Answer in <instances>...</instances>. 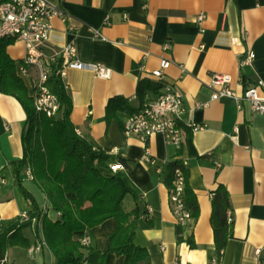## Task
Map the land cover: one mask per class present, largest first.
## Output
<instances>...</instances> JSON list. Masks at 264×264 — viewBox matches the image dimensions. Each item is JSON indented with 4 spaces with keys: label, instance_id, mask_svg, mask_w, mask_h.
<instances>
[{
    "label": "crops",
    "instance_id": "crops-1",
    "mask_svg": "<svg viewBox=\"0 0 264 264\" xmlns=\"http://www.w3.org/2000/svg\"><path fill=\"white\" fill-rule=\"evenodd\" d=\"M51 1L63 7L67 20H52L50 43L56 48L74 43L79 60L111 69L109 78L90 70L65 69L64 83L72 99L69 120L80 131L78 135L95 148L125 159L119 180L131 195L123 205L126 211L138 207L134 241L148 249L150 263H264V115L234 97L211 100L209 87L213 72L231 74L237 96L248 84L264 81V0ZM202 12L206 18L200 25L195 20ZM92 29L101 36L96 37ZM167 42L170 49L164 48ZM250 51L255 57L243 63ZM7 52L17 68L25 44L13 42ZM163 58L173 62L165 71V81L183 94L182 119L197 125L188 139L186 159L200 213L184 225L182 242L177 239L179 222L163 181L178 145L156 133L147 142L153 161H146L144 143L136 135L124 133L123 120L129 113L118 111L108 118L106 108L111 98L122 97L139 109L138 83L142 79L157 81L153 71ZM204 103L207 105L197 106ZM26 119L20 102L0 91V234L18 227L22 213L35 215L34 204L23 188L43 213L54 220L59 217L29 167L22 168L18 182L15 170L24 156ZM101 171L112 175L107 169ZM219 185L227 188L232 206L228 212V217L232 214V236L220 261L211 220L212 192ZM39 224L24 230L31 247L10 248L6 263L54 264V254L42 235L37 236ZM116 228V220L110 218L78 235H87L89 246L107 251ZM189 237L194 238V247H190ZM32 248L36 249L33 253ZM123 262V256L108 253L106 264Z\"/></svg>",
    "mask_w": 264,
    "mask_h": 264
},
{
    "label": "trees",
    "instance_id": "trees-1",
    "mask_svg": "<svg viewBox=\"0 0 264 264\" xmlns=\"http://www.w3.org/2000/svg\"><path fill=\"white\" fill-rule=\"evenodd\" d=\"M13 41L5 39L0 44V91L14 96L26 112V125L23 131L24 156L16 167V176L23 167L30 168L32 177L51 202L52 210L59 217L52 219L43 213L34 197L23 188L24 194L34 204L35 217L40 226L36 233L42 235L44 242L55 256L54 264H106L110 251L124 257L123 264H151L146 247L134 241L139 218L138 207L126 211L124 200L131 195L119 178L120 171L112 170L114 162L125 163L121 156H114L80 137L69 120L72 99L61 78L54 76L49 82L51 90L58 95L61 103L60 114L48 117L36 110L34 99L29 95L25 83L16 72L14 59L7 52ZM162 84L149 79L138 83V96L141 101L151 91L156 93ZM107 116L112 117L118 111L129 114L136 110L128 99L111 98L107 104ZM138 110V109H137ZM182 140L178 145L176 156L167 163L163 181L170 195L178 190L177 182L180 170L183 178V190L180 195L185 209L192 217H197L200 207L197 195L190 184V167L186 152L188 139L195 130L180 121ZM101 169L109 170L112 175H105ZM75 195V196H74ZM212 226L218 261L221 260L229 238L232 236V223L228 212L231 210L230 194L224 185H219L212 192ZM113 218L117 228L110 235L111 246L101 251L91 246H84L79 241L78 233L91 229L107 219ZM32 226V221L21 223L10 232L0 234V263H6L10 248L29 249L31 239L24 230ZM184 225L178 223L176 234L179 242L184 240ZM190 247H194L193 237L187 238Z\"/></svg>",
    "mask_w": 264,
    "mask_h": 264
},
{
    "label": "built area",
    "instance_id": "built-area-1",
    "mask_svg": "<svg viewBox=\"0 0 264 264\" xmlns=\"http://www.w3.org/2000/svg\"><path fill=\"white\" fill-rule=\"evenodd\" d=\"M55 17H59L62 21L67 20L63 7L51 0H0V44L5 39L13 42L21 41L25 44V55L18 63L16 72L23 82H27L36 110L45 113L48 117L58 116L61 107L60 99L51 90L49 82L51 78L57 76L64 83L67 67L90 70L101 78L111 76V69L106 65L79 60L74 43H69L62 48H56L50 43L52 20ZM205 18L206 14L202 12L197 15L195 21L201 25ZM92 31L96 37L101 36L97 30L92 29ZM164 48L170 49L171 44L167 42ZM254 57V52L250 51L242 62L248 63ZM172 63V60L168 58L161 59L160 67L153 71V76L162 86L156 93L147 94L140 108L123 120L124 133L127 136L139 137L145 145L144 158L149 162L153 159L147 144L148 139L156 133H162L168 142L179 145L183 133L177 123L180 121L186 123L182 119L185 111L183 94L174 84L165 81V71ZM182 68L184 70V67ZM232 82L231 74L213 72L209 82L211 100L234 97L238 103L247 102L254 112L264 115V81L259 79L255 83L248 84L240 96H237L232 88ZM64 85L66 88L65 83ZM206 105L207 103L197 106ZM186 124L193 126L194 129L197 128V125ZM77 132L80 133L78 129ZM111 168L114 171H121L125 169V165L116 161ZM177 172L179 174L178 190L170 195V200L178 222L185 225L192 216L185 209L180 197L183 190V178L179 169ZM30 175L32 176L31 172ZM20 220L22 223L31 220L32 225L40 223L38 218L26 212L22 213ZM231 221L232 214L229 213V222ZM79 241L86 247L90 245V238L87 235L80 236ZM35 250L32 248L30 252L33 253ZM260 252V249L256 250L258 256Z\"/></svg>",
    "mask_w": 264,
    "mask_h": 264
},
{
    "label": "rangeland",
    "instance_id": "rangeland-1",
    "mask_svg": "<svg viewBox=\"0 0 264 264\" xmlns=\"http://www.w3.org/2000/svg\"><path fill=\"white\" fill-rule=\"evenodd\" d=\"M18 248H21V247H18ZM22 249H24V248H22ZM15 250V249H14ZM17 251H20L19 249L17 250ZM16 257L18 256V254L16 253V254H14ZM29 260H31L30 259V257L28 258ZM16 264H17V262H16Z\"/></svg>",
    "mask_w": 264,
    "mask_h": 264
}]
</instances>
